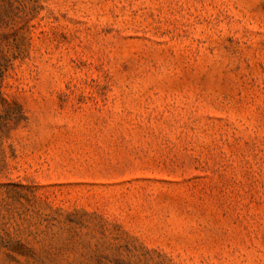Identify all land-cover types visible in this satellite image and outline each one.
Masks as SVG:
<instances>
[{
  "label": "rangeland",
  "instance_id": "obj_1",
  "mask_svg": "<svg viewBox=\"0 0 264 264\" xmlns=\"http://www.w3.org/2000/svg\"><path fill=\"white\" fill-rule=\"evenodd\" d=\"M0 264H264V0H0Z\"/></svg>",
  "mask_w": 264,
  "mask_h": 264
}]
</instances>
